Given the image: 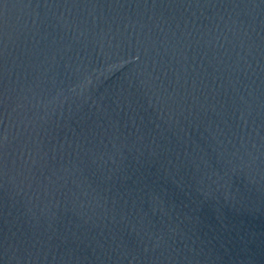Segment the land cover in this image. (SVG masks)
<instances>
[{
	"label": "water",
	"instance_id": "95a60500",
	"mask_svg": "<svg viewBox=\"0 0 264 264\" xmlns=\"http://www.w3.org/2000/svg\"><path fill=\"white\" fill-rule=\"evenodd\" d=\"M0 264H264V0H0Z\"/></svg>",
	"mask_w": 264,
	"mask_h": 264
}]
</instances>
